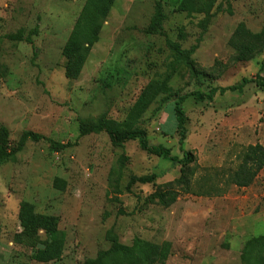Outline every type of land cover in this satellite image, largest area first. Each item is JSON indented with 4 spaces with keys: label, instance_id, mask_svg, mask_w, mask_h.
I'll return each instance as SVG.
<instances>
[{
    "label": "rangeland",
    "instance_id": "374dc122",
    "mask_svg": "<svg viewBox=\"0 0 264 264\" xmlns=\"http://www.w3.org/2000/svg\"><path fill=\"white\" fill-rule=\"evenodd\" d=\"M241 25L264 29V0H0V126L11 144L31 131L69 145L27 141L0 161V264H136L135 252L111 249L138 242L149 255L141 264H264V243L241 259L247 241L264 235V167L247 186L231 180L243 149L264 147V88L248 82L241 92L194 97L264 77V49L234 60ZM15 34L24 39L6 38ZM178 96L182 148L199 168L190 192L163 206L146 196L178 178L181 163L138 138L79 134L97 121L138 128L148 145L181 157ZM23 205L56 218L59 257H37L47 234L24 227Z\"/></svg>",
    "mask_w": 264,
    "mask_h": 264
},
{
    "label": "trees",
    "instance_id": "16d2710c",
    "mask_svg": "<svg viewBox=\"0 0 264 264\" xmlns=\"http://www.w3.org/2000/svg\"><path fill=\"white\" fill-rule=\"evenodd\" d=\"M240 28V31H238V33H236L235 35V39L232 40V46L236 51L234 60L245 61L253 58L257 53L264 49V29L255 33H251L245 30L242 25L240 26ZM6 38L11 40L24 39L21 34L6 35ZM25 40L30 42L29 37H26ZM187 64L190 68H192V65L190 63ZM248 82H255L256 85L264 88V77L257 75L255 79L242 78L241 81L237 84L224 87H215L210 89L208 94H194V97L198 100H202L205 98L208 100H212L213 96L216 93L221 95L226 91L241 92L244 85ZM143 97L144 94L140 95L137 99L135 103L136 108H139V106H142L144 104ZM184 98L185 96H178L174 102V127L176 133L178 134V147L182 153L181 157L171 155L169 149L164 147L163 145H148L145 138V132L138 128L120 132L108 123L97 121L95 124H92L91 126L82 130L79 135L82 136L93 131L105 130L113 135V142L116 144H122L127 140L138 138L140 147L142 149L157 156H161L163 158L181 163L182 170L178 178L166 183L165 189H156L146 196V200L150 203H158L163 206H168L175 201L180 191L190 192L193 183V175L198 171L199 168L195 161L191 167L188 166V162H190L193 157L189 151H185L182 148V143L185 138L186 132V115L182 105ZM39 140L47 141L55 150H60L69 146L68 143L63 144L31 131L24 132L18 139L17 143L11 144L8 141V131L6 127L0 126V161L11 157L15 153L20 151L27 141ZM118 161L120 165L123 164L122 157H119ZM263 167L264 147L260 143L250 144L246 146L240 155V162L232 173V184L236 185L237 187L247 186L253 181V179L257 176L258 172ZM140 179L145 180L144 177H140ZM20 217L22 220V224L24 225V227H27V229H32V226H34L35 228L40 227L43 228L45 230V233L47 234V242L42 250L38 249V252H36L37 257L43 260H50L59 257L63 244V232L58 229L56 218L41 214H28L26 210H24V205L23 207H21ZM263 243L264 235L250 238L245 245V249L241 253V259L249 261V259L252 258L255 245ZM146 246L147 244L145 242H138L135 247L132 248L134 250L132 251L126 247H121L120 244H115L111 251L114 254L115 252H120L124 248L128 250L129 253L127 256L129 257H133L135 252L136 264H141L142 261H145L149 258V255H147V253L145 252ZM154 255L155 253H150V256L153 257ZM131 261L132 259L125 261V264H128V262L130 264ZM97 262H100V258L88 261L86 264H95Z\"/></svg>",
    "mask_w": 264,
    "mask_h": 264
}]
</instances>
